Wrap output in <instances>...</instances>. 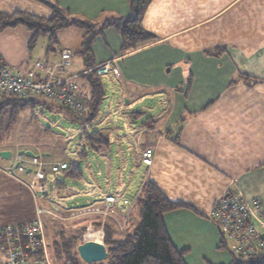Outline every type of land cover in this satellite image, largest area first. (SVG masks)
Instances as JSON below:
<instances>
[{"label":"crops","instance_id":"0c3cea01","mask_svg":"<svg viewBox=\"0 0 264 264\" xmlns=\"http://www.w3.org/2000/svg\"><path fill=\"white\" fill-rule=\"evenodd\" d=\"M49 3L99 24L130 14L129 0H0V13L49 18ZM142 24L156 39L129 52L122 51V37L114 27L94 40L95 63L115 61L120 70L118 77L107 75L117 85L108 110L101 111V105L90 124L76 120L81 126L70 138L54 133L48 139L50 131L45 130L42 140L0 148L12 152L9 158L0 156V167L25 152L54 163L74 162L83 173L81 179L56 175L49 196L38 201L23 181H16L15 197L27 195L30 204L20 223L32 220L39 207L49 222L72 208L102 203L110 211L108 217L76 219L79 229L89 234L111 233L114 217L121 219L128 208L123 199L134 202L152 181L170 200L190 206L163 214L173 244L185 251L186 263H230L232 247H222V234L209 217L222 195L238 196L260 208L252 221L264 239V0H151ZM85 33L76 26L58 30L57 48L48 53L49 36L30 47L33 32L19 25L0 33V52L12 70L44 79L45 70L35 63H56L61 51L69 49L72 66L61 78L72 77L88 90L80 75L86 69L79 54ZM155 97L161 108L147 104ZM54 105L63 109L52 103L47 107ZM151 109L154 114L143 120ZM64 115L75 120L68 112ZM120 122L122 127L116 125ZM92 131L101 132L108 144L91 147L87 136ZM147 149L153 150L150 165L143 161ZM59 181L65 184L57 187ZM135 190L131 201L128 194ZM111 195L118 200L106 203Z\"/></svg>","mask_w":264,"mask_h":264},{"label":"trees","instance_id":"16d2710c","mask_svg":"<svg viewBox=\"0 0 264 264\" xmlns=\"http://www.w3.org/2000/svg\"><path fill=\"white\" fill-rule=\"evenodd\" d=\"M129 2L130 14L128 16L110 18L101 24L72 16L58 4L50 3L53 13L49 18L20 11L11 14L0 13V33L8 28L24 25L33 32L30 47H33L40 37L49 36V53L57 48L56 32L58 30L70 26L85 29L86 33L79 54L84 59L86 69L80 75L91 95L89 109L85 113H76L61 107L73 119L90 124L98 116L99 109L106 97L103 79L95 71V67L98 65L95 63L93 55V43L96 37L107 27L116 28L122 37L124 53L135 49L140 43H150L156 39V36L142 24L144 13L151 0H129ZM48 103L55 104L44 98V106H47ZM35 104L37 102L33 97L24 98L16 94L0 95V141L4 136L12 133L21 112L26 107ZM87 142L91 144V147L98 146L100 143L108 144V140L99 131H92L87 136ZM62 172L69 178L81 179L83 176L82 170L74 162H70L68 168ZM64 184L63 181H59L57 187ZM180 207L190 206L170 200L155 183L147 181L137 200L135 220L130 221L126 233L123 236L116 233V237L117 230L110 226L111 233L107 231L105 234L104 244L108 249V264H187L185 251L175 247L163 219L164 213ZM75 232L67 238L62 236V242H53L55 263L62 260L64 264H78L77 248L78 245L84 243L82 234L88 231L83 228ZM119 234L120 237H118ZM226 245L224 243L222 247ZM232 254V261L224 264H264V251L245 255L232 250Z\"/></svg>","mask_w":264,"mask_h":264},{"label":"built area","instance_id":"2783aa9c","mask_svg":"<svg viewBox=\"0 0 264 264\" xmlns=\"http://www.w3.org/2000/svg\"><path fill=\"white\" fill-rule=\"evenodd\" d=\"M72 59L73 52L64 49L59 62L53 64L46 60L37 61L35 67L44 69L46 78L33 79L23 75L20 71L12 70L0 52V95L16 94L24 98L42 95L45 99L72 112L85 113L89 109L91 100L88 90L75 79L61 78L66 68L71 66ZM95 71L101 77L107 75L118 77L120 74L115 61L111 60L98 64ZM143 155L144 162L150 165L153 150L147 149ZM26 156L28 155L25 152H18L15 155L22 164L18 167L19 171L24 170L23 164ZM30 162L34 166L35 175L28 186L36 201L45 199L49 194L46 184L49 180H54L68 163L50 162L40 155L31 156ZM15 169L13 165L0 167V170L8 176H12ZM117 200V196L113 195L105 198L107 203H114ZM123 203L129 205L126 199H123ZM84 210L85 212L100 211L97 207ZM44 213L42 208H37L36 217L26 223H10L0 226V258L6 264H52L46 252L42 217ZM108 213L106 212V215ZM260 213V208L251 206L248 200L224 194L216 200L209 217L217 224L225 244L231 245L235 253L249 255L264 251V239L261 238L252 221V216ZM72 215H77V212H72ZM40 251L43 253L40 254Z\"/></svg>","mask_w":264,"mask_h":264},{"label":"rangeland","instance_id":"374dc122","mask_svg":"<svg viewBox=\"0 0 264 264\" xmlns=\"http://www.w3.org/2000/svg\"><path fill=\"white\" fill-rule=\"evenodd\" d=\"M41 38L42 37H40L39 40H41ZM39 40L36 41V46H38L40 42ZM103 82L106 88V92H105L106 99L102 104L101 111L108 110L114 98V96L112 95V91H115L117 87V85L113 84L108 79L107 76H105V78L103 79ZM33 98L34 100H36L37 104H35L34 106L30 105L21 112L19 119L17 121V124L12 130V133L4 136L2 141H0V148L8 147V145H12L13 143H15L16 145H18V143H25L26 139H29L31 141L42 140V138L45 135L44 134L45 130L50 131V132H46V134H50L49 136H47V138L49 139V138L56 136L54 133H62L63 135L70 138L77 128L80 129L81 123L76 120L70 121V119L64 115V113H67L65 110L61 108L57 109V106L55 105L53 106V108L44 106L43 97L36 96ZM147 104L150 106L158 105V107L161 108V105L158 102V97L157 98L155 97L153 100H151V102H147ZM152 110L153 109H151V111H147L145 114V117H143L142 119L144 120L149 115H153L154 112ZM116 125L122 127L121 122ZM74 144L75 143L70 144L71 150H74V146H75ZM7 166H3V167L5 168ZM58 175H61V176H58ZM56 177L62 179L64 176L60 172L59 174H57ZM12 178L13 177H10L0 171V225L1 224L7 225L10 223H20L21 221L19 219H22L24 212L26 214H29V210H30V204L28 202L29 197L25 194L26 196L23 195L24 199L20 197L16 198L14 194L15 192H17V185H15V182L16 181L22 182L23 179L22 178L12 179ZM103 178H105V174L103 175ZM49 185H51V181H49ZM30 192L33 196V193L31 190ZM111 192H114V191L111 190ZM136 192L137 191L135 190L133 194H128V197L130 198L131 201L134 199V195L136 194ZM139 196L135 199L134 202H129L128 208H124L122 210L125 213H123V217L121 219L120 218L116 219V217H114L115 220L113 222L117 229L116 231L117 234L120 233L122 234L121 236H123V234L126 233V231L129 228L130 221L135 220L136 216L134 214H135L136 204H137V200ZM69 205L70 207H73V205L76 206L75 204H71V203ZM91 207H95V208L97 207L100 209V211L99 212H96V211L85 212L84 209H88V208L90 209ZM74 210H78L77 215L75 216L72 215V212H75ZM106 212L107 211L104 210L103 205L101 203V204H90V205H84V206L77 207V208H72L66 211L63 215H61V217L57 216L56 219H53L49 222L45 220L44 215H42L44 219V239H45L46 246H47L46 252L49 255V258L52 264H64L62 260L55 263L54 256H53L54 255L53 242L55 241L62 242L63 240L62 238L64 236L67 238L76 233L75 231H73L74 228L79 229L82 227L80 225V222H78L76 218L81 217V216L82 217L88 216L91 214H100V215L104 214L105 216L108 217L110 213L106 215ZM117 234H116V237H117ZM120 234L118 237H120ZM82 237H83L84 242L95 240V241H99L104 244L105 232L101 231L100 233L95 232L91 234L87 232V234L86 233L82 234ZM42 253L43 251H40V254ZM77 258H78L77 259L78 264H89V263L84 262L81 259L80 255ZM99 263L108 264V261L106 259ZM0 264H6V263L0 258ZM92 264H95V263H92Z\"/></svg>","mask_w":264,"mask_h":264},{"label":"water","instance_id":"95a60500","mask_svg":"<svg viewBox=\"0 0 264 264\" xmlns=\"http://www.w3.org/2000/svg\"><path fill=\"white\" fill-rule=\"evenodd\" d=\"M11 154L12 152L9 150L0 151V155L4 158H9ZM77 250L81 259L89 264L102 262L108 258V249L106 245L99 241H95V240L86 241L78 245Z\"/></svg>","mask_w":264,"mask_h":264},{"label":"bare ground","instance_id":"6f19581e","mask_svg":"<svg viewBox=\"0 0 264 264\" xmlns=\"http://www.w3.org/2000/svg\"><path fill=\"white\" fill-rule=\"evenodd\" d=\"M36 96H40V97H43L44 98V96H42V95H33V96H31V97H36ZM1 156V155H0ZM4 158V157H3ZM30 159H31V156H26V159H25V162H24V164H23V166H24V170L23 171H19L18 170V167L19 166H21L22 164H21V162L14 156V159H13V161L8 165V166H10V165H13V166H15L16 167V169H15V171H14V173H13V175L12 176H10V177H13V178H15V179H19V175H17V174H22V175H24V176H27V179L26 180H22L25 184H26V186L29 188V186H28V183H30L31 181H33V179H34V175H35V172H34V166H33V164L30 162ZM67 163V162H66ZM66 168H68V164H67V167ZM66 168H64V169H66ZM63 169V170H64ZM62 172V171H61ZM55 180H56V177H55V179L53 180V182H55ZM50 181V180H49ZM48 181V182H49ZM47 185V188H48V193L50 194V191H51V188H50V186L51 185H49V183H47L46 184ZM30 189V188H29ZM31 190V189H30ZM33 193V192H32ZM49 194H48V196H49ZM47 196V197H48ZM46 197V198H47ZM75 212H77L78 210H74ZM35 218V217H34ZM33 218V219H34Z\"/></svg>","mask_w":264,"mask_h":264}]
</instances>
